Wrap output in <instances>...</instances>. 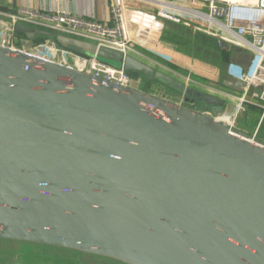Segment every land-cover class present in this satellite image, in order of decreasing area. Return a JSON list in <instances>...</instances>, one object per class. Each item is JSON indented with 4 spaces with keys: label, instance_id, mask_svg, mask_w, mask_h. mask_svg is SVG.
Returning a JSON list of instances; mask_svg holds the SVG:
<instances>
[{
    "label": "water",
    "instance_id": "water-1",
    "mask_svg": "<svg viewBox=\"0 0 264 264\" xmlns=\"http://www.w3.org/2000/svg\"><path fill=\"white\" fill-rule=\"evenodd\" d=\"M15 29L47 37L40 53L161 78L185 103L0 43V239L125 264H264V142L217 120L223 99L92 42Z\"/></svg>",
    "mask_w": 264,
    "mask_h": 264
},
{
    "label": "crops",
    "instance_id": "crops-1",
    "mask_svg": "<svg viewBox=\"0 0 264 264\" xmlns=\"http://www.w3.org/2000/svg\"><path fill=\"white\" fill-rule=\"evenodd\" d=\"M114 1L115 0H0V12H15L19 8L27 7L41 13L67 11L82 15L87 19L106 22L110 20V6ZM121 1L129 9V11L125 13L126 24L128 31L134 39L135 47L150 59L139 58L141 61L157 69L160 67L155 64V61L161 62L162 60H167L179 67L181 66L185 69L186 74H191L187 67L193 66L199 73L207 75L210 77L211 81L216 83L215 85L230 93V96L212 94L224 101L223 111L220 114L228 116L237 113L235 126L241 131L249 135H254L258 140L264 142L263 101L252 96L253 93H259L261 87L252 86L250 93L245 96L243 85L239 82L243 74H251L257 68V54L255 52L233 45L219 46L218 40L207 33V31H219L218 26L208 18V9L206 7L193 5L189 0ZM166 2L170 3L171 6L163 5V3ZM159 12H166L170 15L179 16L183 21L190 23L191 26L170 21L169 19L159 16ZM176 24L180 27L176 26ZM16 25L34 28L33 25L23 22L13 24L11 20L0 14L1 44L11 39V34L16 30ZM172 26H174V29H181L180 31H183L187 35H193L192 39L196 42L200 43V41H202L211 43L214 48H228L235 50L237 53H240L242 49L245 50L248 55L242 56L241 53L235 54L236 57H234L233 63L227 66L225 65L227 71L225 70L224 75H221V62L219 58L216 62L207 65L198 60L192 61L189 57L191 53H185L184 56L182 53L179 55L177 52L178 50L173 52V43L166 44L165 39H163L168 33L176 36ZM24 40L25 42L27 41V39ZM24 40H22L21 43ZM256 72L258 77L264 79V69L257 68ZM165 73L175 78L172 74L166 71ZM177 78L175 79L183 83V79H179L180 77ZM202 79L208 82L207 79ZM243 97L244 101L242 100ZM182 103H185L184 100Z\"/></svg>",
    "mask_w": 264,
    "mask_h": 264
},
{
    "label": "built area",
    "instance_id": "built-area-1",
    "mask_svg": "<svg viewBox=\"0 0 264 264\" xmlns=\"http://www.w3.org/2000/svg\"><path fill=\"white\" fill-rule=\"evenodd\" d=\"M189 1L193 5L208 9L207 16L218 26L219 31H207V33L218 40L219 46L233 45L255 52L257 54V68L264 69V0ZM163 5L171 6L167 2L163 3ZM126 11H129L126 5L121 0H115L110 6V20L106 22L87 19L82 15L67 11L41 13L27 7L19 8L15 12H0V14L11 20L13 24L17 22L31 24L34 28L92 42L97 47L115 50L122 53L123 56L130 55L137 59H149L135 47L134 39L127 29ZM158 14L170 21L191 26L190 23L183 21L179 16L170 15L166 12H159ZM11 35L13 36V34ZM12 36L6 42L10 45V48L25 50L21 46L22 43L19 46L15 44ZM45 44L46 41L40 45ZM40 45L35 46L38 50V54L36 55L44 59L54 60L60 64L75 67L78 70L91 73L95 76H101L104 80L110 81L115 86L124 88L139 87L127 71H125L122 64L114 67L100 60L96 53L89 55L77 54L55 45L46 46L45 52L40 53ZM155 64L161 65L156 61ZM257 68L251 74H243L239 82L243 84L245 96L250 93L252 86L261 87L259 93H253L252 96L263 101L262 109L264 112V79L258 77ZM183 84L186 87H192L206 93L230 96L227 90L212 83L205 84L204 82H197L186 77L183 80ZM242 100L244 101V97ZM178 102L181 104L183 98L181 97ZM236 117L237 113L228 116L218 114L216 118L230 127H236Z\"/></svg>",
    "mask_w": 264,
    "mask_h": 264
},
{
    "label": "rangeland",
    "instance_id": "rangeland-1",
    "mask_svg": "<svg viewBox=\"0 0 264 264\" xmlns=\"http://www.w3.org/2000/svg\"><path fill=\"white\" fill-rule=\"evenodd\" d=\"M176 26L180 27L176 24ZM174 26H172L173 28ZM181 29H174L173 32L176 36L168 33L167 36L163 37L165 39V43H173L172 44V51L182 53L185 56V53H191L189 56L192 61H200L204 64L210 65V63L216 62L221 56L217 53V47L214 48L211 43H205L200 41H194L193 35H187ZM170 34V36H169ZM29 42V43H28ZM21 46L31 52L38 54V50L35 46L32 45L30 41L25 40L22 42ZM201 52V53H200ZM89 55V54H86ZM100 60L116 67L119 66V63L114 62L112 60L102 59L99 57ZM161 65H157L160 68L156 70L162 72L166 71L172 76L180 77L179 79L185 80V78H190L197 82H204L205 84L211 83L216 84L214 81L210 80V77L203 73H199L196 69L192 66H188V70L191 74L205 78L208 80L202 81L193 77L191 74L181 73L172 67H170L167 63L175 65L167 60H162L161 62L156 61ZM166 62V63H165ZM221 62V61H220ZM229 63L221 62L220 63V71L221 75L227 71L226 66ZM226 65V66H225ZM178 66V65H176ZM179 67V66H178ZM196 67V66H195ZM181 69H183L180 66ZM185 70V69H183ZM164 73V72H163ZM168 75V74H167ZM222 77V76H221ZM174 79V78H173ZM176 80V79H175ZM222 80V79H221ZM178 81V80H177ZM243 85V84H242ZM264 127V124H263ZM0 264H125L110 258L91 255L86 253L77 252L71 249L62 248V247H53L48 245L30 243L25 241H18V240H0Z\"/></svg>",
    "mask_w": 264,
    "mask_h": 264
},
{
    "label": "trees",
    "instance_id": "trees-1",
    "mask_svg": "<svg viewBox=\"0 0 264 264\" xmlns=\"http://www.w3.org/2000/svg\"><path fill=\"white\" fill-rule=\"evenodd\" d=\"M169 36H170V34H169ZM12 38L14 39L13 41L15 42V44H17L18 46L21 44L22 40L27 39L25 33L18 31V30L13 31ZM27 40H29L33 46H38V45L44 43L47 40V37H45L44 35H41V34H35V36L32 39H27ZM217 53L219 56H221V59H220L221 62H227L229 64L233 63V61H234L233 59H234V57H236L235 54L241 53L242 56L248 55L247 52L245 50H242V49L240 50V53H237L235 50L223 48V47L217 48ZM167 64L170 67H172L173 69H175L181 73H186L185 70L181 69L180 67H178L176 65H172L169 63H167ZM127 73L132 77V79L137 83V85L141 89L145 90L146 92H150V93H153L157 96L169 98L171 100H176V101L180 100V98L182 97V95L177 91V89L169 86L167 83H165L163 80H161V78L148 79L147 76L143 75L142 73H137V72H133V71H127ZM162 73L167 75L165 73V71H162ZM168 76H170V75H168ZM192 76L197 78V79L203 80L199 76H196V75H192Z\"/></svg>",
    "mask_w": 264,
    "mask_h": 264
}]
</instances>
